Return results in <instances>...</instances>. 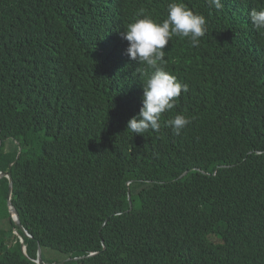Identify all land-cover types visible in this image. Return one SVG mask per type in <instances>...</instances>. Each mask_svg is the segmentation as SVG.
<instances>
[{
    "label": "trees",
    "instance_id": "1",
    "mask_svg": "<svg viewBox=\"0 0 264 264\" xmlns=\"http://www.w3.org/2000/svg\"><path fill=\"white\" fill-rule=\"evenodd\" d=\"M172 2L0 0V171L32 235L26 256L0 231V264H37L39 246L80 264H264V35L249 17L264 0H182L207 27L164 48L189 90L135 134L153 70L121 33Z\"/></svg>",
    "mask_w": 264,
    "mask_h": 264
},
{
    "label": "clouds",
    "instance_id": "2",
    "mask_svg": "<svg viewBox=\"0 0 264 264\" xmlns=\"http://www.w3.org/2000/svg\"><path fill=\"white\" fill-rule=\"evenodd\" d=\"M208 3L218 10L223 7L221 0H208ZM138 15L142 18L129 23L121 35L123 39L129 42L127 54L130 59L138 60L141 65H146L147 68L153 70L143 81V106L139 114L130 119L127 124V130H131L135 134H144L149 129L158 131L161 115L175 107L176 98L180 97L182 91L186 93L189 90L187 84H181L175 76L165 70V46L173 36H176L188 38L191 45L197 47L200 38L206 34L207 27L205 17L194 13L182 0H174L168 5L167 18L163 22H156L150 16L145 15L144 9H140ZM249 17L252 26L261 35H264V31H261L264 30V9H252L249 12ZM95 53L106 54L110 51L102 46ZM190 123V119L179 114L167 121V124L173 128L176 135H180L182 130ZM11 218L14 221L12 214ZM18 233L21 234L20 229L15 228V235L22 242ZM25 237L29 236H22L23 246H26ZM98 253L100 252H92L90 256ZM43 254V248L41 247L42 258ZM38 259V256L37 259L31 258L32 261L40 264ZM45 263L47 262L45 261Z\"/></svg>",
    "mask_w": 264,
    "mask_h": 264
},
{
    "label": "rangeland",
    "instance_id": "3",
    "mask_svg": "<svg viewBox=\"0 0 264 264\" xmlns=\"http://www.w3.org/2000/svg\"><path fill=\"white\" fill-rule=\"evenodd\" d=\"M13 141L10 140L8 141L7 145L9 147L13 146ZM8 197L6 198L4 196V191L1 189V194H0V231L3 232L4 229H7L5 232L7 241L10 238H13L15 234V228L12 227L10 224V218L9 215H11L10 210H9V202H8ZM9 213V214H8ZM43 258L47 263H52V264H80L77 260L79 257H70L66 255L65 253L52 249V248H45ZM75 259V260H73ZM72 260V261H71Z\"/></svg>",
    "mask_w": 264,
    "mask_h": 264
},
{
    "label": "water",
    "instance_id": "4",
    "mask_svg": "<svg viewBox=\"0 0 264 264\" xmlns=\"http://www.w3.org/2000/svg\"><path fill=\"white\" fill-rule=\"evenodd\" d=\"M1 144H2V141L0 140V146H1ZM14 163L15 162L11 163L10 167H12L14 165ZM187 173L188 172H185L182 176H184ZM3 177H7L9 179V182H10L9 194H8L9 209H10V213L12 214V217L14 219V222H15L16 226L20 229L21 234L18 233V235L21 237L22 243H24V240H23L22 236L27 235V236L31 237V235L28 233V230L23 225V222L21 220V216H20V212H19L18 208L12 202L13 193H14V179H13V175H12V173L10 171H0V178H3ZM129 200H130V204L132 206V196H131V193L130 192H129ZM23 249H24L23 250L24 253L27 256H29L28 253H27V247L26 246H23ZM38 257H39L38 262L40 264H48V263H45V261L42 258V255H41V247L39 248Z\"/></svg>",
    "mask_w": 264,
    "mask_h": 264
}]
</instances>
